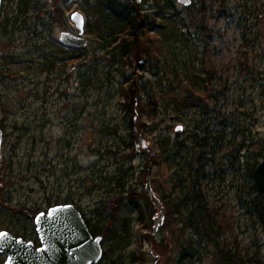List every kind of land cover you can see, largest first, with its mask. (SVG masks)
Wrapping results in <instances>:
<instances>
[{
  "label": "rangeland",
  "instance_id": "obj_1",
  "mask_svg": "<svg viewBox=\"0 0 264 264\" xmlns=\"http://www.w3.org/2000/svg\"><path fill=\"white\" fill-rule=\"evenodd\" d=\"M75 11L85 47L59 40L76 32ZM131 18L160 47L136 74L139 50L117 60L107 40ZM134 78L151 158L121 145ZM0 128V232L38 244L36 215L70 203L109 232L100 264H264L254 173L264 158V0H142L141 17L129 0H3ZM148 182L165 206L157 233ZM194 189L229 229L210 238L190 227L198 207L182 202Z\"/></svg>",
  "mask_w": 264,
  "mask_h": 264
},
{
  "label": "water",
  "instance_id": "obj_2",
  "mask_svg": "<svg viewBox=\"0 0 264 264\" xmlns=\"http://www.w3.org/2000/svg\"><path fill=\"white\" fill-rule=\"evenodd\" d=\"M142 15V0H129ZM179 4L190 6L192 0H177ZM3 0H0V8ZM75 17V18H74ZM76 32L63 31L60 42L67 47H85L88 40L85 34V16L75 11L71 15ZM143 22V19H141ZM135 66V74L139 66L146 61L145 57L139 59ZM131 99L129 102L131 118L137 121V78L131 86ZM179 130V129H178ZM3 130L0 128V162L3 160ZM134 146L138 153L150 157V151L145 148V143L139 133L137 125L134 126ZM256 185L264 196V158L255 168ZM151 180V178H148ZM146 192L151 202L160 210L155 218L154 233H157L163 221L165 206L154 192L148 182ZM264 210V202H263ZM38 244L16 236L9 231L0 232V254L6 255L5 264H98L103 260V237L94 236L86 223L83 214L73 204H60L50 207L47 211L38 213L35 217Z\"/></svg>",
  "mask_w": 264,
  "mask_h": 264
},
{
  "label": "trees",
  "instance_id": "obj_3",
  "mask_svg": "<svg viewBox=\"0 0 264 264\" xmlns=\"http://www.w3.org/2000/svg\"><path fill=\"white\" fill-rule=\"evenodd\" d=\"M137 13V11H136ZM134 17V16H133ZM137 17V16H136ZM134 18H131L129 21L130 29L128 30L125 23L118 22L117 24H114L111 26L109 31L111 32L109 35L108 41H112L113 45L116 44L115 48L112 49L113 57L118 56L117 60L123 59V57L134 55L135 50H139V52L136 55V57L139 54H142V56H145L146 62L149 63L151 61L159 60V40L156 36H145L143 34V22L139 21L138 24L133 21ZM128 20V18L126 19ZM207 45V44H206ZM208 49V45L206 46V50ZM192 91L189 90L185 96L180 101V104H190L192 100L194 99L192 96ZM210 97V96H208ZM209 101V98L202 99L201 102ZM141 111H144V108L140 107ZM137 125L138 129L142 130L144 127V123L137 124V122H133L131 124V130L129 134L130 141H122V146L125 149H128V151L131 150L135 154V146H134V126ZM116 154V153H115ZM131 157L134 158L132 155ZM147 174H150V169L147 171ZM257 185H255V189L257 190ZM190 195H188L185 200L182 202L184 206L188 205V199L190 198L192 206L193 204L197 205V209H195L194 213L190 214L188 217V220L190 221V227H192L196 232L199 234L205 233L206 236H209L210 238H214L215 236L219 235L221 232L226 231L228 226L230 225V220L225 219V214L219 212L218 210H211L208 207V204L206 203L205 199L202 197L201 193L194 190H191ZM193 193V194H192ZM192 194V195H191ZM194 195V196H193ZM260 199L264 201V196L260 194ZM190 205V204H189ZM188 205V207H189ZM186 207V209H189ZM192 208V207H191ZM192 215L196 216L195 221H193ZM202 215V216H200ZM87 225L90 228L91 233L94 236H102L103 241L104 237L109 236V232L100 224L92 225L90 220H87ZM124 245H127L126 242H124ZM221 253H225L224 251H221ZM106 256L105 250H104V257ZM236 256L232 255L231 258L228 255H223V261H227L225 263L230 262L229 264H235L236 262ZM189 259L191 262L195 261V255H190L189 253H184L182 255V259ZM104 259V258H103Z\"/></svg>",
  "mask_w": 264,
  "mask_h": 264
},
{
  "label": "flooded vegetation",
  "instance_id": "obj_4",
  "mask_svg": "<svg viewBox=\"0 0 264 264\" xmlns=\"http://www.w3.org/2000/svg\"><path fill=\"white\" fill-rule=\"evenodd\" d=\"M138 14V13H137ZM139 15V14H138ZM140 16V15H139ZM141 17V16H140ZM141 19H143V18H141ZM141 21V20H140ZM67 204H70V203H67ZM74 205V204H73ZM103 244V243H102ZM100 264V263H99Z\"/></svg>",
  "mask_w": 264,
  "mask_h": 264
},
{
  "label": "snow or ice",
  "instance_id": "obj_5",
  "mask_svg": "<svg viewBox=\"0 0 264 264\" xmlns=\"http://www.w3.org/2000/svg\"><path fill=\"white\" fill-rule=\"evenodd\" d=\"M75 18V17H74ZM0 235H2V234H0Z\"/></svg>",
  "mask_w": 264,
  "mask_h": 264
}]
</instances>
